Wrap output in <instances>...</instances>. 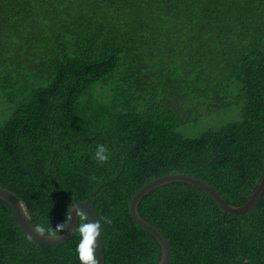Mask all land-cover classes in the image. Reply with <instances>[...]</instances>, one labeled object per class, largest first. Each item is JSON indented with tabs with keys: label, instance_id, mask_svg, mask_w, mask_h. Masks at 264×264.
Wrapping results in <instances>:
<instances>
[{
	"label": "trees",
	"instance_id": "1",
	"mask_svg": "<svg viewBox=\"0 0 264 264\" xmlns=\"http://www.w3.org/2000/svg\"><path fill=\"white\" fill-rule=\"evenodd\" d=\"M0 88V187L35 228L85 201L113 220L104 264H157L160 245L131 212L139 188L187 173L238 206L260 180L264 0H0ZM214 108L240 118L180 129ZM98 144L112 153L104 165ZM137 210L169 242L167 264H264V189L229 213L172 181ZM78 242L33 241L0 198V264H81Z\"/></svg>",
	"mask_w": 264,
	"mask_h": 264
},
{
	"label": "water",
	"instance_id": "2",
	"mask_svg": "<svg viewBox=\"0 0 264 264\" xmlns=\"http://www.w3.org/2000/svg\"><path fill=\"white\" fill-rule=\"evenodd\" d=\"M172 181H181V182H187L189 184H192L202 190L204 193L208 194L211 198L214 199L223 209L225 212L229 213H242L247 211L249 208H251L258 198L260 197V194L264 188V162H263V169H262V176L250 195V197L239 206H234L226 202V200L223 198L221 194H219L217 191H215L211 186H209L207 183H205L203 180L187 174V173H171L164 175L162 177L156 178L148 185L143 186L140 188L135 195L132 198L131 201V212L134 217L135 222L146 229L149 233H151L157 242L160 245L161 248V257L157 264H167L169 262V257L171 255L170 252V246L165 238V236L162 234V232L152 225L150 222L145 220L138 212L137 210V204L140 201L141 197L146 194L151 189L161 186L163 184L172 182ZM0 198L3 200H6V202L9 204L11 211L17 220L19 227L21 230L28 235L33 241L43 244V245H53V244H62L66 242L74 233V228L76 226V216L75 211L71 213V221L69 223V229L68 231L62 233L61 235L58 234L57 238H51L49 234L40 233L37 231V229L29 222L28 217L23 209L22 204L17 199L15 194L3 187H0ZM77 207L83 209L85 212H87L91 219H96L95 211L91 204L85 201L77 202ZM99 242V238H98ZM97 258L100 261V264H104L103 261V247L102 242L99 243V246L97 248Z\"/></svg>",
	"mask_w": 264,
	"mask_h": 264
},
{
	"label": "clouds",
	"instance_id": "3",
	"mask_svg": "<svg viewBox=\"0 0 264 264\" xmlns=\"http://www.w3.org/2000/svg\"><path fill=\"white\" fill-rule=\"evenodd\" d=\"M111 156H112L111 150L106 144H98L96 146L94 152V159L96 162H98L101 165H104L111 159ZM93 179H95V177H93ZM77 204L78 203H73V202L69 204L71 205V208L69 207L67 208L65 212V219L62 223H58L55 227L52 226L47 229L41 225V226H37L36 229L40 233H44L45 231H47L50 233L51 238H57L58 232L61 235L62 233L68 231L69 223L72 219L71 213L75 211L77 223L73 231L79 233V242L76 247L78 259L81 262V264H100V261L97 258V248L102 239V234L104 232V225H111L113 223V220L111 217L108 216H104L101 219H91L87 212L77 207ZM98 238H99V242H98Z\"/></svg>",
	"mask_w": 264,
	"mask_h": 264
},
{
	"label": "rangeland",
	"instance_id": "4",
	"mask_svg": "<svg viewBox=\"0 0 264 264\" xmlns=\"http://www.w3.org/2000/svg\"><path fill=\"white\" fill-rule=\"evenodd\" d=\"M0 92H1V88H0ZM2 101H0V104H1ZM0 113H1V107H0ZM240 118V112H238L237 110H230V108H227V109H218L216 110V108H214L213 112L208 115L202 122H200V125L197 126V127H194L195 124L191 125V126H181L180 129L185 133V134H188V135H195V134H198L200 133L201 131L205 130L206 128H209L211 127L212 125L214 126V128H219L221 127L223 124H226L230 121H233V120H237ZM171 174V173H170ZM262 176V175H261ZM261 178V177H260ZM154 180V179H153ZM151 180V181H153ZM151 181H149L148 183H150ZM148 183L144 184L143 186L145 185H148ZM170 183V182H169ZM142 186V187H143ZM141 187V188H142ZM158 187V186H157ZM155 187V188H157ZM153 188V189H155ZM256 188V187H255ZM140 189V188H139ZM138 189V190H139ZM151 189V190H153ZM264 189V188H263ZM150 190V191H151ZM148 191V192H150ZM254 191V190H253ZM263 191V190H262ZM147 192V193H148ZM146 193V194H147ZM252 194V193H251ZM262 194V192H261ZM260 194V195H261ZM145 195V194H144ZM143 195V196H144ZM142 196V197H143ZM141 197V198H142ZM227 202V201H226ZM242 205V204H241ZM235 206V205H234ZM239 206V205H238ZM26 213V212H25ZM244 213V212H242ZM171 252V251H170Z\"/></svg>",
	"mask_w": 264,
	"mask_h": 264
},
{
	"label": "bare ground",
	"instance_id": "5",
	"mask_svg": "<svg viewBox=\"0 0 264 264\" xmlns=\"http://www.w3.org/2000/svg\"><path fill=\"white\" fill-rule=\"evenodd\" d=\"M0 94H1V93H0ZM6 94H8V93H6ZM9 95H10V94H9ZM9 95H8V96H9ZM3 96H4V95H3ZM14 96H15V95H14ZM14 96H13V98H14ZM9 97H10V96H9ZM4 98H5V97H4ZM8 104H9V103H8ZM8 111H9V110H8ZM6 120H7V119H6ZM5 122H6V121H5Z\"/></svg>",
	"mask_w": 264,
	"mask_h": 264
}]
</instances>
